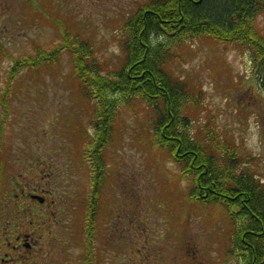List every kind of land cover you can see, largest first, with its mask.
<instances>
[{"label": "rangeland", "instance_id": "obj_1", "mask_svg": "<svg viewBox=\"0 0 264 264\" xmlns=\"http://www.w3.org/2000/svg\"><path fill=\"white\" fill-rule=\"evenodd\" d=\"M36 2L38 7L28 4L0 39V95L12 100L1 135L11 185L18 180L30 190L49 182L45 175L51 173L50 197L63 211L59 226L69 244L72 240L66 250L85 251L86 242L89 264H243L229 251L227 212L189 199L176 165L164 151L147 145L142 118L129 112L121 111L114 141L106 148L107 184L88 232L92 179L86 148L76 147L73 139L82 142L93 134L92 103L77 95L70 56L61 51L57 65L35 77L23 67L11 79V70L16 61L34 56L37 47L58 46V26L65 24L91 43L101 65L112 69L120 58L119 26L143 0ZM258 24L264 32V16ZM188 51L172 66L178 78L201 91L203 111L191 130L202 122L213 125L222 141L234 144L242 162L251 159L246 166L264 186V87L252 78L247 55L235 45L199 41ZM34 163L42 179L31 174Z\"/></svg>", "mask_w": 264, "mask_h": 264}, {"label": "trees", "instance_id": "obj_2", "mask_svg": "<svg viewBox=\"0 0 264 264\" xmlns=\"http://www.w3.org/2000/svg\"><path fill=\"white\" fill-rule=\"evenodd\" d=\"M262 16L264 0H143L119 26L120 58L112 69L101 65L91 43L67 24L57 25L58 46L37 47L34 56L14 63L11 79L23 67L35 77L40 69H53L59 53L67 51L77 95L92 103L93 134L82 142L73 139L76 147L86 148L92 179L88 232L107 184L106 148L124 111L142 118L140 133L176 165L189 199L227 212L230 253H238L243 264H264V186L246 166L251 159L242 162L234 144L222 141L213 125L202 122L191 130L203 111L201 91L178 78L172 66L189 54L194 41L235 45L247 55L252 78L264 87Z\"/></svg>", "mask_w": 264, "mask_h": 264}, {"label": "flooded vegetation", "instance_id": "obj_3", "mask_svg": "<svg viewBox=\"0 0 264 264\" xmlns=\"http://www.w3.org/2000/svg\"><path fill=\"white\" fill-rule=\"evenodd\" d=\"M31 2L34 3L33 6L37 5L36 7H38L36 0H0V39L9 30L10 23L15 22L19 13L26 10L27 5ZM1 94L0 264H89L90 248L86 242H84L86 244L85 251L75 254L66 250V248L69 249L72 240L69 244L68 238L65 237L63 229L59 226V216L63 211H59L54 200L50 197L51 173L48 172L45 175L49 182L43 185L41 183L30 190L20 186L18 180H15L11 185L8 172V150L6 144L1 141V135L5 134L3 121L6 118L5 112L7 114L8 108H11L12 100L3 92ZM39 152L38 148L37 163L42 161ZM22 162L19 160V164L22 165ZM31 167L34 168L31 174H36L42 179L39 167H35V163ZM14 179L17 178L14 177Z\"/></svg>", "mask_w": 264, "mask_h": 264}]
</instances>
